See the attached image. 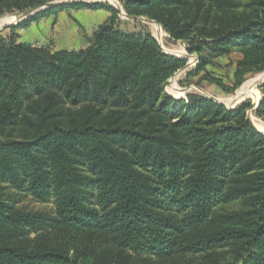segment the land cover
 <instances>
[{
  "label": "trees",
  "instance_id": "1",
  "mask_svg": "<svg viewBox=\"0 0 264 264\" xmlns=\"http://www.w3.org/2000/svg\"><path fill=\"white\" fill-rule=\"evenodd\" d=\"M53 1L0 0V15ZM120 1L198 56L187 82L231 93L264 71V0ZM72 8L111 14L85 49L18 42ZM122 23L110 3L79 0L0 32V264H264V133L251 101L168 94L188 57ZM234 52L230 86L208 68ZM8 189L53 201L55 215L18 208ZM52 233L82 237L77 255Z\"/></svg>",
  "mask_w": 264,
  "mask_h": 264
},
{
  "label": "rangeland",
  "instance_id": "2",
  "mask_svg": "<svg viewBox=\"0 0 264 264\" xmlns=\"http://www.w3.org/2000/svg\"><path fill=\"white\" fill-rule=\"evenodd\" d=\"M56 1H66V0H56ZM84 1H103V2H108L111 5L117 6L119 9L123 8L122 3L120 0H116V4L110 2L109 0H84ZM74 8L70 10H65V11H71ZM117 9V8H116ZM79 10V9H76ZM17 12L13 14H5V15H0V20L1 18H5L7 16H12L15 15ZM59 14V13H58ZM57 14V15H58ZM124 16L120 14L119 11V18L123 22L120 26V28L124 31H134L138 28H143L146 30H149L155 38H157L163 47V49L166 52H169L171 54H174L176 56L182 57L186 56L188 54L187 52V43L183 41H172L170 40L169 35L164 31L162 26L156 22H150L147 17H144V21H132L129 19H124ZM1 23V21H0ZM153 24H156L158 27L154 26ZM3 26L0 24V27ZM12 27V26H11ZM11 27H7L6 29L0 31L3 35H9L11 32ZM91 37V36H90ZM89 38V37H88ZM87 38V39H88ZM53 49V48H52ZM189 59V63H191V67H189L186 70H180L178 71L173 77L170 78L168 81L166 90L173 95L176 98H181L185 95L183 92V89H188L189 93H195V94H200V95H207V96H212L219 101L229 104L231 102H245V101H251V103H257L261 98H262V93L260 91V86L264 83V71L255 73L253 75L248 76L246 81L234 92L228 93L223 91L222 89L218 88L216 85L208 83L207 81H199L197 77H192L190 82L186 81V76L189 72H191L197 62H198V56L196 54H192L190 56H187ZM241 58V54L234 52L228 56H225L223 58H219L215 60L213 65H210L209 72L217 77L222 78L227 85H232L233 84V75L234 71L236 68V63L238 59ZM250 84L252 86L253 91H258L260 94L259 100L256 102L254 100V97L249 94H244L242 97H239L240 90L245 88L246 85ZM175 91H179L181 95H175ZM239 103V104H240ZM254 110V109H253ZM249 111L250 118L253 116L256 118V123H262L264 124V121L258 117L255 116L254 111ZM258 120V121H257ZM253 122V121H252ZM255 125V124H254ZM256 127V125H255ZM257 128V127H256ZM258 129V128H257ZM259 130V129H258ZM264 132V131H262ZM7 198H11V200L14 201L15 205L18 208L24 209L26 211H40V212H46L50 215H55V204L53 201L50 202H40L39 200L33 198V196L25 193V192H19L14 189H8L7 190ZM238 205H230L226 206L227 208H234L237 207ZM60 236H55L53 233L50 235V242L55 243L57 240H64L67 241V243L71 244V249L77 255L76 253L80 249V241L83 239L82 237H77L74 238V235L69 236H64V234L60 233ZM35 233H31L29 235V240L28 243L33 244V241L36 238ZM30 241V242H29ZM27 241H25L26 243ZM80 253V251H79Z\"/></svg>",
  "mask_w": 264,
  "mask_h": 264
},
{
  "label": "crops",
  "instance_id": "3",
  "mask_svg": "<svg viewBox=\"0 0 264 264\" xmlns=\"http://www.w3.org/2000/svg\"><path fill=\"white\" fill-rule=\"evenodd\" d=\"M110 17L106 10L62 11L20 29L18 42L44 46L52 51L85 49L89 45L87 38Z\"/></svg>",
  "mask_w": 264,
  "mask_h": 264
},
{
  "label": "water",
  "instance_id": "4",
  "mask_svg": "<svg viewBox=\"0 0 264 264\" xmlns=\"http://www.w3.org/2000/svg\"><path fill=\"white\" fill-rule=\"evenodd\" d=\"M79 0H66V1H53V2H49L47 3L46 5H43V6H39V7H34V8H30V9H27V10H24V11H20V12H17L15 15L16 17L18 18V22L26 19L27 17L29 16H32V15H35V14H38L40 13L41 11L45 10V9H48V8H52V7H56V6H59V5H63V4H69V3H72V2H77ZM115 8H117L119 11H120V14H122L124 17V19H129V20H132V21H144L145 18L144 17H141V16H129L123 8H118L117 6L114 5ZM150 22H156L154 20H151V19H148ZM18 22H16L15 24H5L3 26L0 27V31L6 29L7 27H11V26H14L16 25ZM157 23V22H156ZM157 39V38H156ZM158 40V39H157ZM159 41V40H158ZM160 43V42H159ZM169 53V52H167ZM171 54V53H170ZM174 55V54H173ZM187 56H190L189 54H187L186 56H182V57H187ZM189 67H191V63H187L186 67L183 69V70H186L188 69ZM170 80V79H169ZM189 90L188 89H183V92L185 93V95L182 97V98H186L187 97V94L189 93L188 92ZM166 92L168 94H170L167 90ZM171 95V94H170ZM173 96V95H172ZM206 96L207 98H210V99H213L215 100L216 102H219L221 104H224L226 105L227 107H231V108H234L235 106H237L241 101L239 102H231L229 104H226V103H223L221 101H219L218 99L212 97V96H207V95H204ZM261 102V99L257 102V103H252V108L249 110V111H252L253 109L257 108L258 105L260 104ZM249 111H248V118L249 120L251 121L252 125L255 127L254 123L252 122L251 118H250V114H249ZM256 128V127H255ZM257 129V128H256ZM258 130V129H257ZM259 132L261 133H264L260 130H258Z\"/></svg>",
  "mask_w": 264,
  "mask_h": 264
},
{
  "label": "bare ground",
  "instance_id": "5",
  "mask_svg": "<svg viewBox=\"0 0 264 264\" xmlns=\"http://www.w3.org/2000/svg\"><path fill=\"white\" fill-rule=\"evenodd\" d=\"M110 2L116 4V0H109ZM18 20V18L16 17V15H12V16H7L5 18H1V23L2 25L5 24H13ZM154 26L158 27L156 24H153ZM249 92V94H251L254 97V100L257 102L259 100L260 94L258 91H253L252 90V86L250 84L246 85L245 88H243L242 90H240V93L238 94L239 97H242L244 94H247ZM175 95H181V93L179 91H175ZM251 120L253 121V123L256 125V127L260 130V131H264V124L262 123H256V118L255 117H251ZM258 121V120H257Z\"/></svg>",
  "mask_w": 264,
  "mask_h": 264
}]
</instances>
